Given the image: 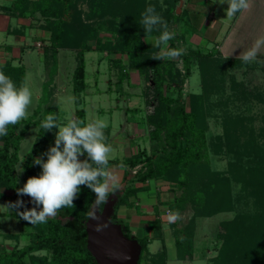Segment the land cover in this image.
<instances>
[{
    "label": "trees",
    "instance_id": "16d2710c",
    "mask_svg": "<svg viewBox=\"0 0 264 264\" xmlns=\"http://www.w3.org/2000/svg\"><path fill=\"white\" fill-rule=\"evenodd\" d=\"M81 1L85 0L12 2L16 13L21 12L25 15L31 5L32 13H40L45 19L42 27L50 32V37L49 44L44 46L43 59L45 67L48 68L49 78L43 83V97L47 104L42 116L35 119L42 110L39 108L34 116L22 119L16 125H9L8 134L0 136V198L5 196V191L11 190L12 201L20 199L17 189L22 187L21 181L38 176L42 171L40 166L33 164V159L36 157L44 159L46 156L41 154L47 152L50 146H54L57 129L45 132L41 122L49 114L56 115L60 121L51 87L58 71L59 50L69 48L75 52L77 65L72 83L77 95L87 87V52L95 50L106 52L112 61L122 60L119 57L112 59L114 54H120V57L127 55L130 64L147 77L149 85H153L156 92L154 112L148 116L149 123L154 127L149 134L153 149L152 153L145 148L140 149L123 162L109 159V164L124 163L128 167L123 181L119 183V189L115 191L118 200L111 220L121 223L117 216L118 207L130 203V198L136 196L139 190L146 188L148 181L154 179L166 182L170 184L171 192L174 193L172 200L165 201L169 209L178 210L181 215L187 210L193 212L187 223L180 219L171 225L179 259H192L194 256V238L199 218L230 212L233 216L224 220L218 229L217 238L222 239L223 249H220L218 256L212 258V264L246 262L264 264V257L262 255L257 257L260 255V249L264 248V231L257 227L258 224L261 226L264 217V124L260 126L258 132L254 125L256 117L245 113L251 111L252 101L249 97L251 92H248L243 83L239 89H236L235 85L231 86L235 89L230 95H225V85L218 81L222 79V76L221 78L219 76L225 67L239 66L243 64L242 59L225 58L215 48L205 51L190 46L184 48L186 52L180 57L184 69L182 72L177 69V62L173 59L151 58L160 52V48L146 41L149 35H146L140 23L141 14L150 0H86L89 5V11L86 13L79 7ZM166 1L169 6L164 14L162 13V18L168 24L172 22L177 24L185 18L184 11L182 14L176 11L179 0ZM6 7L0 6L2 9ZM118 16L129 21L131 25L135 22L134 29L129 35L123 34L117 38L101 37L92 43L98 36V31L105 29L104 25L113 23ZM95 17H100V22L97 21L95 25L88 23ZM174 31L177 35L175 39L169 41V47H182L185 37L179 34L176 28ZM151 35L158 36L159 32L154 31ZM194 68H198L201 75V90L188 93L187 102L184 99L183 85L191 77ZM0 70L10 77L17 87L25 84L24 66H13L12 62H9L0 64ZM119 73L118 83L122 89L121 84L129 74L125 73L123 67L119 69ZM169 77L170 81L167 80ZM221 89H224V92H221ZM217 90L220 91V95L219 99L215 100L214 92ZM257 98L264 103V89L257 94ZM246 99L249 101L244 102L246 107L241 112L229 111L231 104L235 105L237 101ZM76 103V120H82L87 124L85 108L79 106L78 100ZM212 118H220L225 129L223 135H218L215 139L208 137L209 121ZM32 124L40 126L39 132L23 159L24 175L21 176L17 172L19 151L21 142ZM210 150L232 157L228 168L214 169L210 160ZM80 159H86V155ZM138 165L142 166L133 173L132 169ZM137 182L143 185L137 186ZM94 201L95 194L82 186L81 194L75 200V208L61 209L59 217L49 219L46 223L31 225L24 220L29 242L24 246L17 243L12 249H7L0 243V264H102L89 249L81 230L88 221ZM24 205L27 208L34 206L31 202ZM99 208L102 210L104 204ZM9 214L21 219L16 210ZM122 224L127 237L138 239L128 225ZM152 229L154 238L161 239L160 224L154 223ZM20 236L18 233L7 235L15 239H19ZM138 241L142 246L139 264L142 258L146 264H167L166 249L151 254L148 249L149 239L142 238Z\"/></svg>",
    "mask_w": 264,
    "mask_h": 264
},
{
    "label": "rangeland",
    "instance_id": "374dc122",
    "mask_svg": "<svg viewBox=\"0 0 264 264\" xmlns=\"http://www.w3.org/2000/svg\"><path fill=\"white\" fill-rule=\"evenodd\" d=\"M13 1L14 0H10L6 2V4H3L4 6H7L5 10L7 11L12 10L16 12L12 7ZM32 1H37V0H30V2ZM193 1L195 0H179L176 5L177 13L182 14L184 9H186L191 14L190 8L193 7V4H191ZM208 1L212 3L214 2V0H206V2ZM216 3H217L216 14H218V18H222L226 15L225 10L227 9L228 4L227 3L220 4L218 2ZM147 4L148 6L154 5L156 12L161 17H162V13L164 14L165 10L169 6V3L166 0H150V2H148ZM30 7L27 8V13L25 15L22 16L21 12H19V14L21 15V17L27 18L25 19L27 24L30 23L33 27L36 28H38L39 26L42 27L45 24V19L40 13L33 14L32 11L30 10L31 9ZM79 7L85 13L89 11V5L86 2V0L81 1L79 3ZM207 8H209V4ZM83 18L87 19L85 17ZM230 19H233V17ZM99 20H101L100 17L99 18L95 17L92 21L91 20H89V22L88 20L86 21L88 23L95 25L97 21L100 22ZM103 20H105V18ZM180 24H181V20L177 22V24H175L174 22L168 24L169 30H174V28H176L179 34L184 35V37H186L187 33L185 32L183 27L181 29L179 28ZM134 26H135V22L134 25H131L129 21L127 22L123 20L121 16H118V18L113 20V23L109 25L105 24L104 25L105 29H100L98 31V36L92 40V43L95 42V39L101 37L117 38L119 35H123V34L129 35V33L134 29ZM238 31L239 34L243 33L244 36H247L246 41H248V45H250L251 47L253 46L256 40L264 39V0H249V8L245 10L243 17L240 18L237 24L236 32ZM200 32L201 30L198 29L196 35L200 36ZM155 37H156L155 35L148 36L146 38V41L151 43V41ZM195 37L196 36H194V38ZM202 38L204 42H208V40L205 37L202 36ZM198 39L200 38H196V40ZM222 40H224L223 36L218 39V42ZM38 45L43 46L42 43H38ZM190 45L199 46L194 41L188 42L184 38V41L182 42V47L189 48ZM159 51H161V49ZM260 52L264 54V47H261ZM42 54L39 51H32L29 55L25 56L26 63H29V67L30 66L33 67L29 69L28 77H27L28 78L27 85L33 94L32 104L28 109V112H32L33 108H36L38 105L39 100L37 99L38 96L37 93L38 92L40 94L42 93V89L41 90L39 89V87L41 88L43 87L42 76H43V81H46L49 78L48 68H45L46 63L43 59ZM74 55L75 52H72L71 49H61L59 55V62H58V69L60 72L59 82H63V80L65 82L66 80L65 83L67 84L69 79L72 80L74 73L73 70H75L76 68V67L74 68L76 62L75 60L76 57ZM112 56L120 57L121 55L114 54ZM109 57L110 56H108L106 52L103 53L101 51H96V50L86 54V70H87L86 81L91 85V88L88 91V93L82 94L83 103L80 107L82 108L84 106L86 108V118L88 121L91 120V122L89 123L95 122L97 120H102L107 125V127L104 130L105 137L109 136L110 138L108 140L106 138V143L108 144L107 141H109L112 147V152L109 154V159H114L118 162H123L126 160L125 148L119 145V143L115 144V140L118 137H121L122 135L126 134L125 132L126 130L124 129L125 123L123 122L124 112L122 111L121 113L119 111H116L115 109H113V107H115L118 103H120V105H122L123 107L129 106L131 109L137 108V110L135 111L131 110L129 112L128 118L133 122H140L141 128H143L142 125H144V120L146 119L148 123L147 124L148 132L146 133L145 138L139 139L138 145L140 149L145 148L146 150H148L149 153H152L153 145L149 134L154 127L149 123L148 116L154 112L156 92L153 88V85L151 86L149 85L150 83L147 77L143 73H140L138 69H136L134 66H132L129 60L128 61L115 60L114 62L120 64L117 65L114 63L112 65V63L109 60ZM257 58L260 60H264L262 56H257ZM173 60L177 62L176 64L177 69L183 72L184 71L183 63L180 57ZM108 66L111 67L110 68L111 76H108L109 75ZM122 67L124 68L125 73L126 74L128 73L129 75L127 78H125V81H123V83L121 84L122 85V89H121V86H119L118 82L120 80L119 69H121ZM129 68L131 70H129ZM220 74L221 75L219 76V78H221L222 76V79H218V81L220 84L222 83L221 85L223 84L225 85L226 92H224V89H221V92H224L225 95H230L232 91L235 89V87L236 89H239L240 88L239 86L242 83L246 86L248 92H251L249 93L250 94L249 97L252 101L251 111L245 113L247 115L256 117V121L254 125L256 126V129H258L259 132L260 126L264 124L263 122L264 103L261 101V99L257 98V94L264 89V64L252 62L249 64L243 63L235 67H225ZM167 80L170 81V77L167 78ZM222 80H224L225 82ZM110 81H111V86H110ZM233 85H235V87L231 88V86ZM110 87H112L114 91H109ZM200 90H201V75L199 69L194 68L191 77L188 80H186L183 85L184 99L187 100L188 93L193 91L199 92ZM74 95L75 94L72 90V87H68L67 90L61 94V99L63 101H60V103L64 109L61 115H63V117H65L68 120L74 119L73 117L74 115L76 119L75 112L77 105L75 104ZM219 95H220L219 90L214 92V97H216L215 100L219 99ZM42 96H44V92ZM115 97H119L121 101L116 100ZM44 98L45 97H42V100ZM246 101L249 100L246 99L239 102L237 101V104L235 105L231 104L229 106V111L230 112L234 111L235 113L241 112L246 107V104L244 103ZM53 102L54 104L56 103L55 101ZM46 104L47 102H45L44 99L43 102L41 103V107L42 105H46ZM111 110H113L112 114H111ZM59 112L60 111H58V113ZM121 123L123 124V126ZM209 123H210V128L208 130L209 138L211 137L215 139L216 136L223 135L225 129H224V125L221 123L220 118L218 119L212 118L210 119ZM149 128L150 130H148ZM130 131H132L131 134L134 133L133 129H130ZM38 132H39V127L34 124L31 125L24 139L21 142V148L19 151L20 161L17 164L18 173L20 167L23 166L22 163L23 159H25L27 152L31 149ZM210 158L214 169L225 170L226 168H228L229 160L232 157L224 153H215L213 152V150H210ZM46 159L47 157L44 158V160ZM244 159L246 160L247 158L244 157ZM141 166L142 165H138L137 169H139ZM109 171L111 174L114 175L115 173L113 171H116V169H113L110 166ZM19 174L23 176L24 171ZM25 182L26 181H21L22 187ZM161 186L162 189H165V191H168L172 195H174V193L171 192L170 184L166 182H161ZM12 195L13 194L11 190L5 191V196L0 198V205H5L8 202H13L11 198ZM20 199L24 201V204L29 203L31 201V198L28 196H21ZM11 212H9L4 208H0V243L7 249H12L17 243H19L20 246H24L26 243L29 242L28 235L25 233V230L27 228L26 223L24 222V220L10 215L9 213ZM232 216L233 214H231L230 212H223L210 218H199L195 231L193 258L186 260L172 259V261H169L167 263L168 264H212V258L214 259L216 256H218L220 254V249L222 248L221 247L222 239L217 238L218 229L224 220L231 218ZM184 219L186 220L185 223H187L188 216H184ZM261 222H262L261 226L260 224H258L257 227H260V230L262 229L264 231V217ZM11 233L12 234L18 233L21 236L19 237V239H15L13 237H7V235ZM139 239L142 240L141 237ZM158 245H161L160 241H157L153 245H149L148 246L149 251L155 252L156 247ZM260 251H261L260 255H257V257H261V255L264 257V248L260 249ZM140 264H146L143 258ZM245 264H247V262Z\"/></svg>",
    "mask_w": 264,
    "mask_h": 264
},
{
    "label": "clouds",
    "instance_id": "9594fccd",
    "mask_svg": "<svg viewBox=\"0 0 264 264\" xmlns=\"http://www.w3.org/2000/svg\"><path fill=\"white\" fill-rule=\"evenodd\" d=\"M216 2L228 4L225 11L229 19L249 8V0H214L213 3ZM141 17L140 23L146 35L150 36L154 31L159 32L151 43L161 51L154 54L152 59L172 60L185 54L183 47H169V41L175 39L177 33L169 30L168 23L156 12L154 5L147 6ZM261 47H264V39L256 40L250 49L241 54L243 63L264 64V60L257 58L258 54H261ZM32 97L28 86L21 84L17 87L14 81L0 70V136L8 134L9 125H16L27 118ZM41 127L45 132L58 129L54 146H50L47 152L41 154L47 157L46 160L41 157L33 159V164L42 169L40 175L29 177L23 187L17 189V195L30 197L34 206L27 208L24 201L18 199L0 205V208L9 212L16 210L17 215L31 225L46 223L49 219L59 217L61 209L76 207L75 200L81 194L82 186L95 194L94 209L106 204L110 194H115L120 187L117 177L109 171V154L112 147L106 143L104 130L107 125L102 120L87 124L75 119L61 122L56 115L49 114L42 120ZM85 155L86 159L81 160L80 157ZM23 171L20 167L19 173ZM21 208L24 210L20 211ZM166 215L170 223L182 219L178 210H170ZM89 218L99 220V216L94 212L89 214ZM96 230L100 231L102 227L98 225Z\"/></svg>",
    "mask_w": 264,
    "mask_h": 264
},
{
    "label": "crops",
    "instance_id": "0c3cea01",
    "mask_svg": "<svg viewBox=\"0 0 264 264\" xmlns=\"http://www.w3.org/2000/svg\"><path fill=\"white\" fill-rule=\"evenodd\" d=\"M8 1L10 0L7 1L1 0L0 6L6 4V2ZM191 4H193V7L190 8L191 14L189 11L184 9L185 18L181 20V24L179 28L180 29L182 27L184 28L185 32L187 33L185 39L188 42L194 41L196 44L199 45V46L195 45L193 47H199L205 51L215 48L225 58H231V59H238V58L241 59V54L247 51V49L251 48V46L248 45V41H246L247 36H244L243 33L239 34V31L236 32L237 24L240 18L243 17L245 10H242L238 14H235L233 19L227 18L226 15L222 18H218V14H216L217 3H212L209 1L206 2V0H195ZM208 4H209V8H207ZM21 15L23 16L22 13ZM21 15L19 14V12L16 13L12 10L7 11L5 9L0 8V64H6L12 62L13 66H21V65L24 66L25 75H26L25 85L28 86L27 85L28 71L30 68L33 67L32 66L29 67V63H26L25 56L29 55L32 51H39L42 54L43 53L42 50H44V46L49 44L48 39L50 37V32L44 29L43 27L39 26L38 28H36L33 27L30 23L27 24L25 21V19L27 18L21 17ZM198 29L201 30L200 36L196 35ZM194 36L196 37L194 38ZM202 36L205 37L208 40V42H204ZM222 36L224 37V40L218 42V39L221 38ZM196 38H200L201 40L200 39L196 40ZM38 43H42L43 46L42 45L39 46ZM61 49H69V48H61ZM61 49L58 52V62H59V55ZM72 52L74 51L72 50ZM258 56H262L264 58V54L262 52L261 54H258ZM111 58L115 59L118 57L112 56ZM120 58L122 60H127V61L129 60V57L127 55H125L124 57H119V59ZM110 62L112 63V65L115 63L112 60H110ZM76 65L77 62H75L74 68L76 67ZM108 68H109L108 76H111V71H110L111 67L108 66ZM129 70L131 69L129 68ZM59 76H60V72L58 69L57 74L54 78V83L51 86L53 89L52 98L53 101L56 102L55 105L57 107V110L60 111L59 112L60 121L67 122L68 119H66L65 117H63V115H61L64 110L60 103V101H63L61 99V94L64 93L68 87H72V90L75 94L74 95L75 104L77 105L76 102L78 100L80 102L79 106H81L83 103L82 94L88 93V91L91 88V85L86 81L87 83L86 89L83 92H81L79 95H77L73 89L72 80L69 79L67 84L65 83L66 80L65 82L64 80L63 82H59ZM86 76H87V70H86ZM42 82L43 83L45 82L43 81V76H42ZM110 86H111V81H110ZM39 89L40 90L42 89V93L41 94L39 92L37 93L38 95L37 99L39 100L38 105L36 108H33L34 112L33 111L29 112L27 118L34 116L35 112L39 108H41L42 110L40 111V113H38V115L35 116V119L40 118L42 116V112L44 108L46 107V105H42L41 107V103H42L41 101L43 97L42 96L43 87L42 88L39 87ZM109 91H114V90L112 89V87H110ZM115 99L121 101L119 97H115ZM113 109L121 113L122 111L124 112L123 122L125 123L124 129L126 130L125 131L126 134L122 135L121 137H118L115 140V144L119 143V145L125 148L126 151L125 157L127 158L137 153L140 150L138 141L141 138H145V135L148 132L147 131L148 123L145 119L144 125H142L143 128H141L140 122H133L128 118L129 112L131 110L135 111L137 110V108L131 109L129 106L123 107L122 105H120V103H118L115 107H113ZM112 111L113 110H111V114ZM73 117L75 119V115ZM85 121L86 123L91 122V120L89 121L87 120L86 115H85ZM36 126L40 127L39 125ZM130 129H133L134 131L133 134H131L132 131H130ZM148 130H150V128ZM57 131L58 129L56 130V132ZM106 138L108 140L110 137L108 136ZM107 142L108 144H110L109 141ZM110 160H114V159H110ZM120 165H123V167H121ZM110 166L111 168L116 169V171L113 172L115 173L114 175L117 177L118 182H122L125 172L126 170H128V167L124 163L116 164L113 162L109 164V167ZM136 185L142 186L143 183L137 182ZM146 185H147L146 188L139 190L136 196L130 198V203L128 204L124 203L118 207V212H117L118 219L121 221V224L124 223L129 226L131 232L133 233V235H135L136 238L137 237L138 239L140 237L148 238L149 239L148 246L155 244L157 241L161 242V245H158L156 247L155 252L149 251L151 252V254L166 249L167 262L172 261V259L184 260V259H179L177 256V247L175 244V238L173 236V229L171 226L173 223H170L167 220V215H166L167 212L170 211V209L168 207L167 202L165 201L172 200L174 198V195H172L168 191H165V189H162L163 185L161 186L160 181H156L152 179L148 181ZM123 186H125V184ZM116 196L118 200V194H116ZM192 214H193L192 210L185 211L181 215L182 221L185 223L186 220L184 219V216H188V220H189L192 217ZM156 222L160 224V229L162 232L161 239L154 238L153 235L152 226H154V223Z\"/></svg>",
    "mask_w": 264,
    "mask_h": 264
},
{
    "label": "water",
    "instance_id": "95a60500",
    "mask_svg": "<svg viewBox=\"0 0 264 264\" xmlns=\"http://www.w3.org/2000/svg\"><path fill=\"white\" fill-rule=\"evenodd\" d=\"M116 202V194H111L102 210L92 207L90 213L94 212L99 216V220L88 218L81 230L89 249L102 264H139L141 244L137 239H130L124 234L121 223L111 220ZM98 225L102 230H96Z\"/></svg>",
    "mask_w": 264,
    "mask_h": 264
},
{
    "label": "built area",
    "instance_id": "2783aa9c",
    "mask_svg": "<svg viewBox=\"0 0 264 264\" xmlns=\"http://www.w3.org/2000/svg\"><path fill=\"white\" fill-rule=\"evenodd\" d=\"M138 171L137 167L133 169V172L136 173ZM31 202V201H30Z\"/></svg>",
    "mask_w": 264,
    "mask_h": 264
}]
</instances>
